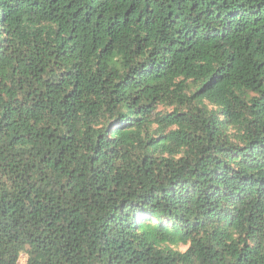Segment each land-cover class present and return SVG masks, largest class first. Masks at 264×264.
I'll return each mask as SVG.
<instances>
[{
	"label": "trees",
	"instance_id": "16d2710c",
	"mask_svg": "<svg viewBox=\"0 0 264 264\" xmlns=\"http://www.w3.org/2000/svg\"><path fill=\"white\" fill-rule=\"evenodd\" d=\"M264 264V0H0V264Z\"/></svg>",
	"mask_w": 264,
	"mask_h": 264
},
{
	"label": "clouds",
	"instance_id": "9594fccd",
	"mask_svg": "<svg viewBox=\"0 0 264 264\" xmlns=\"http://www.w3.org/2000/svg\"><path fill=\"white\" fill-rule=\"evenodd\" d=\"M27 256L23 253L20 254L17 264H27Z\"/></svg>",
	"mask_w": 264,
	"mask_h": 264
},
{
	"label": "rangeland",
	"instance_id": "374dc122",
	"mask_svg": "<svg viewBox=\"0 0 264 264\" xmlns=\"http://www.w3.org/2000/svg\"><path fill=\"white\" fill-rule=\"evenodd\" d=\"M21 253H23L24 255H26L27 256V258H28V255H27V253H26V251H22ZM20 253V254H21ZM20 256V255H19ZM18 262V261H17Z\"/></svg>",
	"mask_w": 264,
	"mask_h": 264
}]
</instances>
